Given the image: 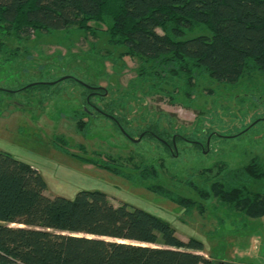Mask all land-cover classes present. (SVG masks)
Returning a JSON list of instances; mask_svg holds the SVG:
<instances>
[{
  "label": "rangeland",
  "instance_id": "1",
  "mask_svg": "<svg viewBox=\"0 0 264 264\" xmlns=\"http://www.w3.org/2000/svg\"><path fill=\"white\" fill-rule=\"evenodd\" d=\"M87 26L7 40L0 152L36 169L49 198L101 192L160 218L183 242L199 240L215 264H264V216L245 218L211 190L251 161L264 170L261 76L230 84L193 70L188 79L111 45L105 24ZM64 77L76 82L51 85ZM36 83L50 85L29 87ZM246 188L261 193L264 180Z\"/></svg>",
  "mask_w": 264,
  "mask_h": 264
},
{
  "label": "trees",
  "instance_id": "2",
  "mask_svg": "<svg viewBox=\"0 0 264 264\" xmlns=\"http://www.w3.org/2000/svg\"><path fill=\"white\" fill-rule=\"evenodd\" d=\"M90 21L107 26L111 45L158 68L178 66L188 79L197 70L220 83L251 73L264 82V0H0V52L8 39L88 31ZM196 30L203 32L194 35ZM18 53L15 48L9 55ZM251 180H264L256 161L222 176L211 190L245 218L258 219L264 216V191L250 193ZM45 190L36 169L0 152V264L216 263L201 255L202 242L181 241L151 213L114 206L101 192L81 191L69 200L49 198Z\"/></svg>",
  "mask_w": 264,
  "mask_h": 264
},
{
  "label": "flooded vegetation",
  "instance_id": "3",
  "mask_svg": "<svg viewBox=\"0 0 264 264\" xmlns=\"http://www.w3.org/2000/svg\"><path fill=\"white\" fill-rule=\"evenodd\" d=\"M93 91H96L93 95L94 96H101L100 94H98V92H99V90L98 89H95V90H93ZM96 109V108H95Z\"/></svg>",
  "mask_w": 264,
  "mask_h": 264
},
{
  "label": "water",
  "instance_id": "4",
  "mask_svg": "<svg viewBox=\"0 0 264 264\" xmlns=\"http://www.w3.org/2000/svg\"><path fill=\"white\" fill-rule=\"evenodd\" d=\"M67 78H69V77H64V78H61V79H59V80H57L58 82H60V81H63V80H65V79H67ZM43 84V83H42ZM52 84V83H51ZM221 264H223V263H221Z\"/></svg>",
  "mask_w": 264,
  "mask_h": 264
}]
</instances>
